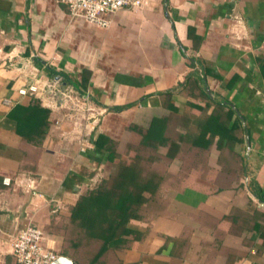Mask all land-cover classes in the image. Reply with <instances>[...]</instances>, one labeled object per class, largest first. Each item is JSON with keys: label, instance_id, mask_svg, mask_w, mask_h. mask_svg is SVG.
I'll list each match as a JSON object with an SVG mask.
<instances>
[{"label": "crops", "instance_id": "1", "mask_svg": "<svg viewBox=\"0 0 264 264\" xmlns=\"http://www.w3.org/2000/svg\"><path fill=\"white\" fill-rule=\"evenodd\" d=\"M111 19L91 24L61 0H0V264H19L11 241L29 224L73 259L72 208L137 152L163 180L129 223L141 237L112 262L264 264V0H143ZM54 79L90 118L20 92ZM214 100L236 110L230 120ZM17 105L48 111L31 139L10 115ZM212 116L230 130L208 128ZM156 118L168 119V142L145 148Z\"/></svg>", "mask_w": 264, "mask_h": 264}, {"label": "trees", "instance_id": "2", "mask_svg": "<svg viewBox=\"0 0 264 264\" xmlns=\"http://www.w3.org/2000/svg\"><path fill=\"white\" fill-rule=\"evenodd\" d=\"M65 79L68 80L67 77ZM194 80L199 83L202 79L200 75H195ZM214 102L218 108H228L227 111L224 109L219 113H225L230 120L236 110L223 100ZM217 107L213 113H218ZM10 115L17 121L18 132L31 139L35 130L37 132L40 126L47 124L48 111L39 105H17ZM167 121V118L153 120L143 135L145 148L152 149L167 144ZM209 123L211 126L208 128L212 127L215 133L230 126L225 120L217 121L213 116ZM106 143L114 157L115 142L108 139ZM150 163L151 159L147 154L138 152L127 159H120L107 178L96 188L80 196L70 216L73 229H77L71 243V246L78 248L71 250V256L77 264H122L112 262L115 258L113 253L129 245L130 240L141 237V233L131 229L129 223L134 218H141V209L148 200L147 193H155L163 180V173L151 168ZM92 240L99 243L96 250L90 248ZM68 252L70 250L65 249L61 253ZM106 252V257L102 258Z\"/></svg>", "mask_w": 264, "mask_h": 264}, {"label": "built area", "instance_id": "3", "mask_svg": "<svg viewBox=\"0 0 264 264\" xmlns=\"http://www.w3.org/2000/svg\"><path fill=\"white\" fill-rule=\"evenodd\" d=\"M69 7L70 13L75 17H82L91 24L109 26L111 16L124 8L137 9L143 5V0H61ZM22 94L34 93L44 102L64 105L80 112V118L88 117L90 107L80 103L78 95L67 85H62L59 79L47 82L43 86L32 83L20 89ZM90 115V114H89ZM79 121H76L75 125ZM10 182L9 178L5 179ZM12 253L19 264H56L62 255L48 244L47 234L38 225L29 224L21 229L11 241Z\"/></svg>", "mask_w": 264, "mask_h": 264}, {"label": "water", "instance_id": "4", "mask_svg": "<svg viewBox=\"0 0 264 264\" xmlns=\"http://www.w3.org/2000/svg\"><path fill=\"white\" fill-rule=\"evenodd\" d=\"M56 264H77L70 256L61 255L57 260Z\"/></svg>", "mask_w": 264, "mask_h": 264}]
</instances>
